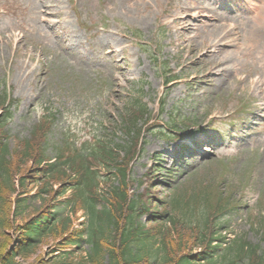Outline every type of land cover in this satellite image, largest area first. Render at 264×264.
Segmentation results:
<instances>
[{"label":"rangeland","instance_id":"374dc122","mask_svg":"<svg viewBox=\"0 0 264 264\" xmlns=\"http://www.w3.org/2000/svg\"><path fill=\"white\" fill-rule=\"evenodd\" d=\"M55 1L60 2L59 7H61V9L65 8V6L69 7V5L67 4L68 0ZM105 1L108 0H80L76 4V6L78 5L79 9L76 11L78 12V17L80 19V28L82 29V32L86 35V37L92 38V41H96V38L99 37L96 36L95 30L104 22H107L111 26V28L119 25V29L127 27L129 29L142 31L145 36L142 45L140 43H137V45L136 42L132 39L128 42V45L133 46L135 50L128 49L127 53L128 55H136L137 57H139L136 68L133 69V74H137L136 79H142L143 83H140L138 81L134 82L133 84H131L130 82L127 83V89H131V92L133 94H131L130 96L127 94L125 96L120 95V100L116 101L118 102V105L114 107V105L110 102V93H112L111 91L113 90V88H110L109 90H106L104 92L103 86L92 85L95 81L93 78H90V80L87 81L83 78V76L77 77L76 73L72 69H64L59 60H53L54 62L45 61L47 65L44 66H37L38 64L29 65V63H27L26 65H20L18 63V68L16 67L12 69V77L9 81H15V76L17 77L14 95H16V93H19L21 95V98L24 99L19 110L13 114L11 120L9 121L10 126H8L7 130L12 136L9 145L10 149H12L13 151L22 150V146H18V143L20 142V140L28 137L33 126L37 124L38 117H42L43 114L55 115L56 118L52 131L47 132L48 139L45 155L52 159L55 158L58 153L56 151L57 148H63V145L68 141L71 145H75L76 147L83 145V142L89 139L88 137L82 135L86 127L84 126V124L88 119V116L92 115L93 122H95V124H98L101 128L103 127L105 122L104 118L97 120L98 116L97 114H93L91 112L92 110L84 114V105H90L93 100L97 102L92 104L94 106V112L110 117L109 120L113 121L112 126L110 125L111 128L109 130H106V135H108L109 137L111 134H113L115 135L113 136L114 139H118L121 137L122 141L128 144L131 142V137L124 131V129L126 128L125 120L128 119V116H130L127 114H132V109L130 108H132V105L136 103L134 95H141L143 98V103L147 105L148 112L144 119L139 122L138 129L141 132L143 130L142 140H145L146 147L144 155L133 165L134 168L132 174L135 179H141L142 177L144 178V176L148 173V171L151 169L150 167L154 166V157L159 160L157 161L158 164L163 165L165 169L172 167V146L166 144L164 140L158 136V130L160 129L159 127L165 126L168 121V113L171 109H174L176 103H178V107L182 109V114L190 116L192 114V106L189 107L187 105L190 102H193L195 105L198 101V97H202L203 92L205 91L198 87L199 84H197L196 86L188 87L186 85L181 86L182 82H179L176 83L177 85L174 84L171 87L165 86L164 77L162 72L160 71L161 63L159 62V68L155 66L152 56H156L157 58L159 56L153 49V46L155 45L153 32L155 28L158 29V27L162 25V23H164L160 22L159 18L161 16V12L163 15L165 14L166 0H118V2H114L115 5H109ZM177 1L190 12H195L197 14L199 13V11H208L210 13L209 16L215 15V19L210 21L199 16L198 20L201 21L197 22L200 26H202V22L213 24V26L203 29V33L205 35L208 29L211 30V37L209 40L212 43L223 34V30H218L217 26L215 25L223 27L227 30H231V26L236 27L234 29L235 32L238 33V41L236 42V44L225 48V50H227V53L225 55H223V52L220 50L215 56L219 58L218 61H223L222 67L220 68V70H224L225 73V77H222L223 80H225L226 84H228V80L231 81V84L227 85V88L229 90L227 94L231 95V93L236 92L235 95L237 96L240 88L242 89V92L245 91L241 85L239 87H236V85L238 84V81L235 79L236 72L229 73V71H226V69L229 70L231 65H238L237 57L239 55V52H242V47H246L248 44H251L254 35L257 38L263 39L264 41V25H261L260 21L262 19V16L259 21L253 24V26H248L243 22L241 14H237L235 11L230 9V6H234L236 4L234 0ZM237 1L241 2V0ZM131 4H133V6H130ZM190 6L191 9L188 8ZM214 12L218 14L217 17ZM222 23H224V25H222ZM226 24H228V26H226ZM0 26H3V24H0ZM188 27H191V25H188ZM200 32L201 28H196L190 29L189 33L190 35H195L200 34ZM225 33H227V37H224V39L220 41L221 43L227 41V39L229 38H236V36L234 35L235 33ZM81 37L83 36L78 35L76 39ZM166 41L168 42V37L166 38ZM45 43H47L46 40ZM148 43H150V49H143V46L148 45ZM136 48L139 49V51ZM204 49L206 50L207 47H199L198 49L194 50V52L182 50L180 54L182 58L179 60V64L181 65L183 61L188 63L191 59L195 61L198 57L201 58L200 55L203 53ZM172 51V48H167L164 50V55H166L170 59L174 54V52ZM45 54L47 53H44L43 55ZM259 57L261 58V64L258 70V74L262 77V75L264 74V50ZM19 59V62L22 60L28 61L24 57V55H21ZM45 59L46 58H44V60ZM162 60L168 61V67L171 71L175 69V66H178L177 61L166 60L165 58ZM52 62L53 64L51 65L50 63ZM213 62L216 65L217 60L209 58L208 60L205 59L203 61V64H207L210 68ZM240 64H242V62H240ZM195 66L199 67L200 65L195 64ZM209 68L206 67L203 70H209ZM193 69V71L195 72V68ZM216 70L218 71V69ZM3 74L4 72H0V77ZM84 75L86 77V74ZM38 76H41L42 78H37ZM217 83V80H213L212 82L208 83L210 84V86L206 88L208 94H213L212 86H216ZM84 86H87V88L90 87V96L86 97V95L89 94L86 93V90H84ZM163 94H166L165 97H167L168 104L163 108L164 112L162 111L158 113L157 110L160 108V100L163 97ZM213 96L215 97V94H213ZM84 97L86 98L85 100ZM184 97H187V100L180 104L179 102L184 99ZM30 105L43 106L45 107V109L43 110V113L37 112V107L34 106L32 107V110L27 113V108ZM261 115H264V110L263 113L261 112ZM29 122L31 123L29 124ZM262 124L263 125L261 130L264 132V120L262 121ZM150 127H156L155 129H153L154 132L151 135L148 130V128ZM257 131L258 130L253 133V139L246 145H244L243 152H241V147L236 146V144L230 145L227 148L219 149L218 152L225 153V155L221 159H219L222 166L218 164L215 167V164H213L211 167H207L205 170H201L206 163L204 161L198 163V173H200V175L198 176L201 177L198 181H196L197 183L192 186V189L199 188L200 191L203 192L208 187L206 185L214 184L215 174H217L218 177V174H223L225 172L224 165L226 164H224V161L226 158V154L229 155V158H233L236 155L240 157L238 162L231 161L229 164H227L231 165V169L229 171H233L234 175L239 176L252 167L253 163H249L253 162V160L257 157V159L255 160L257 161V165L255 166L254 170V181L252 182L255 184L256 188L248 190L245 193L247 199L242 201V209L238 214H231V216L227 218L228 222L226 225L229 227V235L232 239H234L236 236L244 237L246 234H248L249 240L254 244L259 243L260 236L257 234V232L250 229L246 216L253 210L256 211L259 191L261 189H264V136L259 139V134H256ZM100 133L101 130L98 129L97 134L99 135ZM110 138L111 137L108 138V141ZM118 140L120 141V139ZM43 141V138L37 137L32 141V144L38 147L43 143ZM165 148L168 151L166 154ZM213 151L214 150L210 151V153L205 158L210 159L214 157L217 159V153H214ZM231 177L233 176L231 175ZM188 178L189 177H186V174H183L182 176L178 175V177L176 178L177 183L175 185H189L188 182H191L192 180ZM30 181L32 182V180ZM220 181V185L224 186L225 184L226 186H229L228 182H224L222 180ZM57 189H59V186L57 187ZM159 189L161 191L154 193V196L167 199L168 190L164 189L162 185H159ZM32 192H36L35 188ZM235 198H237V196H235ZM49 202L51 204V198H49ZM50 204L44 206L40 201L33 198L28 200L27 206L22 208L23 212L15 220L14 226L12 227L13 229L9 230L8 236L0 235V241H6L8 243V252H14L18 250L17 241L21 239L20 228L24 227L26 223L33 219V217L45 212ZM65 212H67V210H65ZM74 220H76L75 228H81V224L86 223L87 221L84 220L82 212H78L75 215ZM186 236L190 237V234H184L183 238H185ZM63 244V238H61V236H57L54 239L52 237L44 238L37 244L34 254L30 255L27 260L17 258V261L23 264H39L40 262L49 263L54 259V254H52V252L58 247H62ZM193 244V241L188 240L186 242V247L190 250ZM73 249H75L76 253L74 257H85L88 254L87 251L89 250V246L87 244H84L80 245V248H72V250Z\"/></svg>","mask_w":264,"mask_h":264},{"label":"trees","instance_id":"16d2710c","mask_svg":"<svg viewBox=\"0 0 264 264\" xmlns=\"http://www.w3.org/2000/svg\"><path fill=\"white\" fill-rule=\"evenodd\" d=\"M25 149V152H22L19 157L17 156L20 161L17 160L10 162L6 159L0 161L1 236H8V232L12 228V221L9 218V198L10 194L16 191L14 186L15 176L21 178L20 189L24 191V194L27 193V188H29L31 184L38 187V193L35 195V198L41 199L44 206H47L50 203L49 198H52L53 201L55 196L62 195L66 190V187H64V189L57 191L54 196L53 185L58 183V181H62L64 177H67L65 171L57 170L54 174L48 175V172L46 173L43 170L38 171V169H36L35 174L30 176L29 171L31 168L27 167V160H34L37 164L39 161L34 156L35 146L27 145ZM5 152L8 153V151ZM49 168H51L52 171L55 170L53 166H50ZM30 180H32V182ZM25 201L26 200L19 202V208ZM219 203L223 204L224 201L220 200ZM135 204V202H132L131 204L130 218L127 220L124 230H122L123 225H119V214L123 209V206L120 204L117 209L114 208L115 212L112 215H109V213H101L99 217H97V222L94 223L96 230H93L91 233V243L93 246L89 249V252L85 257H74L76 255L75 252L64 251L65 246H79L80 238H82L85 230L76 231L74 237L64 238V234L70 227V219L65 218L59 222L58 225L60 226H57L56 224L48 229L46 226L49 223V217L43 216L44 214L41 213L37 219L29 222L25 226V229L23 228V230H25V238L18 246L19 248L17 251L8 252V243L6 241H0V264H23L19 263L17 258L27 260L30 255L34 254L35 248H32L33 242H36L37 239L41 240L42 238L48 237L54 239L57 236H61L65 241L62 247H58L53 252L54 254L59 252V254L55 255L51 262H40L39 264H150L153 261L152 264L221 263L213 258L205 259V257L199 255L194 258L190 254L188 255V248L186 247L185 239H183V236L177 229L176 221L167 223L170 219L166 212L155 221V223L158 224L155 228L149 230L146 229L136 219L134 214H132ZM85 208L87 207H84L83 205V209ZM92 208H94V206H92ZM91 215L94 217V209H92ZM17 216H19V214H17ZM205 223H209V220H207L206 217ZM169 224L171 227H167ZM209 227L193 228L191 226L190 229L192 230V233L198 231V234L196 233L197 235L194 233V239L198 242V245H202L207 240L212 242L214 238H221V236H216V232L214 234L210 233L208 231ZM117 239L121 240L118 248H116L114 243ZM239 248H241L239 252L242 251V255H245V259H247L246 263L264 264V258H259L256 262L249 260V253H251L252 250L248 252L243 245H238L234 252L238 251ZM160 260L161 262H159Z\"/></svg>","mask_w":264,"mask_h":264}]
</instances>
